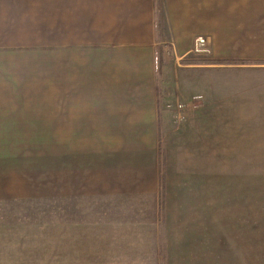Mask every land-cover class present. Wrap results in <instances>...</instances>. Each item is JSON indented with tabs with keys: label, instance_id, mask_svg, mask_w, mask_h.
<instances>
[{
	"label": "crops",
	"instance_id": "obj_1",
	"mask_svg": "<svg viewBox=\"0 0 264 264\" xmlns=\"http://www.w3.org/2000/svg\"><path fill=\"white\" fill-rule=\"evenodd\" d=\"M56 8L58 25L46 16L41 47L46 74L51 61L57 69L59 194L144 215L36 223L0 208V264H226L225 238L190 234L205 220L210 163L190 132L264 95L255 81L264 0H58ZM198 35L210 49L199 68L219 75L202 81L205 97L190 99ZM20 124L9 131L34 132ZM3 131L0 115V150ZM3 163L0 152V188L10 176Z\"/></svg>",
	"mask_w": 264,
	"mask_h": 264
},
{
	"label": "rangeland",
	"instance_id": "obj_2",
	"mask_svg": "<svg viewBox=\"0 0 264 264\" xmlns=\"http://www.w3.org/2000/svg\"><path fill=\"white\" fill-rule=\"evenodd\" d=\"M57 5L58 0H0V152L4 172L10 171L0 188L2 214L36 223L144 215L125 206L109 208L106 198L59 194L57 69L51 61L46 74L41 47L46 16L51 29L58 25ZM56 48L51 47L52 59ZM206 55L190 49V65L197 67L190 70L197 83L190 99L205 97L202 81L219 75L199 68ZM257 78L264 84V71ZM244 107L249 109L198 122L190 132L207 144L210 160L203 170L205 220L190 234L225 238L226 264H264V95ZM26 115L29 120L23 121ZM20 123H29L34 132L9 131L23 128Z\"/></svg>",
	"mask_w": 264,
	"mask_h": 264
},
{
	"label": "built area",
	"instance_id": "obj_3",
	"mask_svg": "<svg viewBox=\"0 0 264 264\" xmlns=\"http://www.w3.org/2000/svg\"><path fill=\"white\" fill-rule=\"evenodd\" d=\"M207 43V37H204L202 35L196 36L193 41L192 52L208 54L210 49Z\"/></svg>",
	"mask_w": 264,
	"mask_h": 264
}]
</instances>
